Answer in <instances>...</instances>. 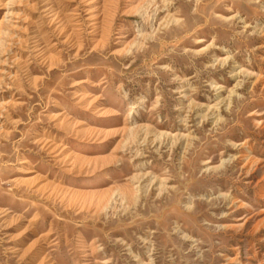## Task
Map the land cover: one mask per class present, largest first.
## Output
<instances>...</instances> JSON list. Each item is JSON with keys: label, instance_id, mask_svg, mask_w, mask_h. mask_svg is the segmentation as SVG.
Segmentation results:
<instances>
[{"label": "rangeland", "instance_id": "rangeland-1", "mask_svg": "<svg viewBox=\"0 0 264 264\" xmlns=\"http://www.w3.org/2000/svg\"><path fill=\"white\" fill-rule=\"evenodd\" d=\"M0 264H264V0H0Z\"/></svg>", "mask_w": 264, "mask_h": 264}, {"label": "bare ground", "instance_id": "bare-ground-1", "mask_svg": "<svg viewBox=\"0 0 264 264\" xmlns=\"http://www.w3.org/2000/svg\"><path fill=\"white\" fill-rule=\"evenodd\" d=\"M244 73V71L242 69H239L237 71H235L232 76L236 77V76H241L242 74ZM216 90L219 91L221 90L222 91V87H216ZM220 93V92H219ZM156 140H160L161 138L163 137H168V135L166 134H163V133H159L156 135ZM177 139V138H176ZM173 138V140H176ZM243 157V160H245L246 162H248L250 160V157L249 156H242ZM241 157V158H242ZM136 176V175H135ZM139 176V175H137ZM134 178V176H133ZM133 192L137 193L139 191H141L143 189L146 190L148 188H153V187H156L157 191H161L163 189V185L161 183H157L156 179L153 178L152 180H150V178H148V173H146L145 175H141L140 177H137L136 178V183L134 184L133 186ZM155 189V190H156ZM148 191V190H147ZM142 192V191H141ZM162 193V192H161ZM113 200L112 201H109V204H113ZM107 205L108 203L106 204V208H107Z\"/></svg>", "mask_w": 264, "mask_h": 264}]
</instances>
